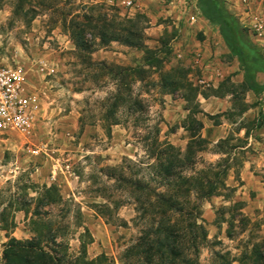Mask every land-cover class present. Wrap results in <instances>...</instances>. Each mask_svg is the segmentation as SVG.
Segmentation results:
<instances>
[{
  "label": "rangeland",
  "instance_id": "1",
  "mask_svg": "<svg viewBox=\"0 0 264 264\" xmlns=\"http://www.w3.org/2000/svg\"><path fill=\"white\" fill-rule=\"evenodd\" d=\"M162 4L142 0L125 13L110 0H0V58L26 67L38 97L30 134L0 129V264L10 237L33 236L32 219L65 229L70 262L87 230L88 259L104 254L108 264H148L133 248L170 230L184 249L175 264H240L254 247L264 250V165L241 133L264 125V94L231 96L233 71L202 85L187 57L208 35L219 48V32L189 5L186 24ZM125 28H135L134 46L101 43L107 30L131 37ZM205 62L222 72L238 65L223 47ZM191 88L198 94L188 103ZM168 146L185 166L167 181L158 165L171 156L160 155ZM45 185H56L64 202L36 217ZM158 196L177 207L163 214Z\"/></svg>",
  "mask_w": 264,
  "mask_h": 264
},
{
  "label": "trees",
  "instance_id": "2",
  "mask_svg": "<svg viewBox=\"0 0 264 264\" xmlns=\"http://www.w3.org/2000/svg\"><path fill=\"white\" fill-rule=\"evenodd\" d=\"M226 4L227 0H196V7L201 16L218 30L226 48L231 56L236 59L243 73V82L239 85L230 83L226 92L231 90L228 93L233 97L239 93L246 94L248 92H252L256 96L262 95L264 94V49L253 42L248 29L228 10ZM134 29L125 28L124 31L131 36L125 38L117 33L112 34L107 30L102 34L101 43L105 45L111 40H116L122 41L128 46H134L136 44V40L132 38ZM72 36L77 47H81L82 49L88 47L82 35L73 33ZM191 91L194 92V95L186 94L183 96L188 103L193 102L198 94L196 89L191 88ZM196 108H198V104H196ZM196 112L197 110H195ZM263 118L261 116L262 121ZM196 125L197 130L203 128V124L199 120L196 121ZM261 126L262 124H259L258 128ZM193 141L196 145H200L203 140L198 138L197 141ZM174 150V147L168 146L160 154L171 155L166 159V162L158 165V170L165 175L167 181L177 175V167L185 166L184 160L179 158L177 153H174ZM188 151L190 153L187 157L192 159V144L188 146ZM186 183L190 184L183 181L179 185L184 186ZM214 192L215 188L212 186L204 197H210ZM35 200L36 209L33 215L36 217L41 215L39 208L53 207L64 202L60 190L56 185L43 186ZM158 203V208L163 211V214H165L166 210L174 209L178 205L177 201L172 199L171 196H158ZM6 211V208L3 209L1 212L2 217L6 214ZM18 211L24 210L18 208ZM30 225L31 233L33 234L30 239L19 240L14 237L8 239V242L4 245L2 264H108L107 257L104 254L91 260L88 259L87 246L93 242L91 236H89L88 241L85 240L86 235H90L88 230L87 233L81 235L79 255L73 262H70L69 244L65 241L66 232L64 228L55 226L54 221L46 222V220L41 219H32ZM1 229L7 231L9 226L3 224ZM157 234L160 235L161 231H157ZM180 238L181 234L179 232L170 230L161 239L153 238V240H147L144 237L140 246L138 245L133 250L134 252H141L148 256V264H175L178 258H181L184 254V249L179 241ZM182 259L185 264H197L190 259ZM239 263L264 264V250L254 247L251 253L245 254L240 258Z\"/></svg>",
  "mask_w": 264,
  "mask_h": 264
},
{
  "label": "built area",
  "instance_id": "3",
  "mask_svg": "<svg viewBox=\"0 0 264 264\" xmlns=\"http://www.w3.org/2000/svg\"><path fill=\"white\" fill-rule=\"evenodd\" d=\"M141 1L110 0L114 6L125 13L136 11ZM239 3L240 6L233 7L236 17L248 29L252 38L264 46V0H240ZM193 8L199 12L197 7ZM192 18L194 21V17ZM187 58L203 72L200 80L202 85L210 86L223 78L222 68H218L214 63L207 65L205 62L207 56L200 51L189 52ZM28 83V72L25 66L7 65L0 58V129L24 135L30 134L34 129L38 115V97L29 88ZM246 142L245 148L253 147L255 144L263 146L264 128L252 133Z\"/></svg>",
  "mask_w": 264,
  "mask_h": 264
},
{
  "label": "crops",
  "instance_id": "4",
  "mask_svg": "<svg viewBox=\"0 0 264 264\" xmlns=\"http://www.w3.org/2000/svg\"><path fill=\"white\" fill-rule=\"evenodd\" d=\"M161 1H163V4H162L163 7L171 8L167 13H173L174 14L173 16L175 18L178 17V18L183 19L184 23H186V24L191 22L190 21L191 17H190V15H188L186 6L191 5L190 8L193 10V7H196V0H161ZM239 2H240V0H228L227 1V4H226L227 8L234 15H235V13H234L233 7L240 6ZM206 34H208V33L206 32ZM214 37H215V39H217L216 43L219 45V48L216 49L214 46H212L213 42L210 41L211 39H210V36L208 35V38L206 40L199 42L198 44L194 45L193 50H198L201 53H203L204 55L209 56V57L213 56V54L215 55V57H217L218 54H220V51H222V47L228 51L223 40L221 39V36L219 34H217V35L215 34ZM253 42L257 46L264 49V46L258 40L253 38ZM226 71H228L227 73H230V71L234 72L233 73L234 76L232 77L233 81H235V83L233 82L234 84L239 85L243 82V73L240 70L238 65H235V66L233 65L232 67L225 69V71L223 70V77L224 78L226 76ZM246 94L249 96L250 94H253V93L248 92ZM263 128H264V125L259 127V128L257 127L252 131H246L245 128H242L241 133L244 134L245 139H247L252 133H254L257 130H261ZM253 147H255V148H257V150H259L258 158H260L261 165H264V145L260 146L258 144H255Z\"/></svg>",
  "mask_w": 264,
  "mask_h": 264
}]
</instances>
